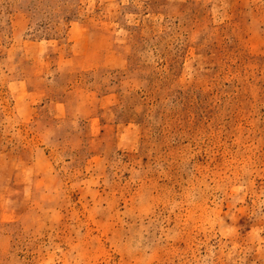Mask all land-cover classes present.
Returning a JSON list of instances; mask_svg holds the SVG:
<instances>
[{
    "label": "rangeland",
    "instance_id": "rangeland-1",
    "mask_svg": "<svg viewBox=\"0 0 264 264\" xmlns=\"http://www.w3.org/2000/svg\"><path fill=\"white\" fill-rule=\"evenodd\" d=\"M0 264H264V0H0Z\"/></svg>",
    "mask_w": 264,
    "mask_h": 264
}]
</instances>
